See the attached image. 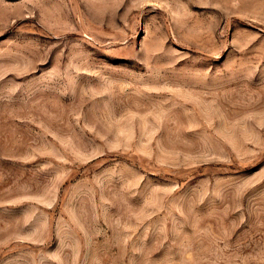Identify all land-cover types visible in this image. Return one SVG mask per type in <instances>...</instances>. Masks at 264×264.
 <instances>
[{"label":"rangeland","instance_id":"374dc122","mask_svg":"<svg viewBox=\"0 0 264 264\" xmlns=\"http://www.w3.org/2000/svg\"><path fill=\"white\" fill-rule=\"evenodd\" d=\"M0 264H264V0H0Z\"/></svg>","mask_w":264,"mask_h":264}]
</instances>
